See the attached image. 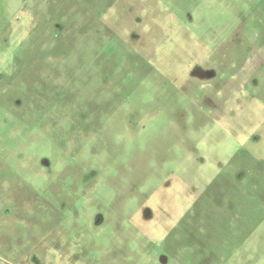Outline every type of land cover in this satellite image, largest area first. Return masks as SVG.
<instances>
[{"label":"rangeland","instance_id":"1","mask_svg":"<svg viewBox=\"0 0 264 264\" xmlns=\"http://www.w3.org/2000/svg\"><path fill=\"white\" fill-rule=\"evenodd\" d=\"M0 264H264V0H0Z\"/></svg>","mask_w":264,"mask_h":264},{"label":"crops","instance_id":"2","mask_svg":"<svg viewBox=\"0 0 264 264\" xmlns=\"http://www.w3.org/2000/svg\"><path fill=\"white\" fill-rule=\"evenodd\" d=\"M254 20H257V21H259L260 23H261V21H260V19H259V17H252Z\"/></svg>","mask_w":264,"mask_h":264}]
</instances>
